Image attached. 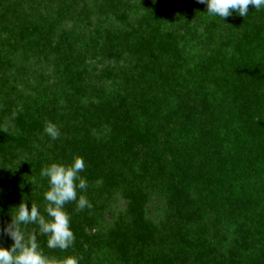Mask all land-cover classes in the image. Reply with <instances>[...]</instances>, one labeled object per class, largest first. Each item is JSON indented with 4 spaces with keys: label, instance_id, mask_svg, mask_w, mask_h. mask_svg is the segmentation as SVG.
Listing matches in <instances>:
<instances>
[{
    "label": "trees",
    "instance_id": "trees-1",
    "mask_svg": "<svg viewBox=\"0 0 264 264\" xmlns=\"http://www.w3.org/2000/svg\"><path fill=\"white\" fill-rule=\"evenodd\" d=\"M75 156L71 246L20 226L50 264H264V9L0 0V227L21 203L47 218L40 171Z\"/></svg>",
    "mask_w": 264,
    "mask_h": 264
},
{
    "label": "clouds",
    "instance_id": "clouds-1",
    "mask_svg": "<svg viewBox=\"0 0 264 264\" xmlns=\"http://www.w3.org/2000/svg\"><path fill=\"white\" fill-rule=\"evenodd\" d=\"M197 3L207 6V15L218 16L225 20L235 12L238 16L248 15L249 5L259 11L264 9V0H197ZM44 134L56 140L60 136L58 127L51 121H46ZM86 165L81 156L73 157L68 164L51 163L43 167L40 177L47 179L48 190L44 192L43 199L47 202L45 212L47 218L40 213L37 206L29 210L27 203H21L16 209L13 225L0 227V234H6L13 241L10 248L0 247V264H50L35 238L25 239L21 225L35 224L39 231L48 237L49 248H69L74 241V233L70 226V217L65 211V205L75 202L76 208L83 211L91 209L92 204L83 194L86 191L87 180L81 176ZM35 182V181H33ZM62 264H79L75 257H66Z\"/></svg>",
    "mask_w": 264,
    "mask_h": 264
},
{
    "label": "rangeland",
    "instance_id": "rangeland-1",
    "mask_svg": "<svg viewBox=\"0 0 264 264\" xmlns=\"http://www.w3.org/2000/svg\"><path fill=\"white\" fill-rule=\"evenodd\" d=\"M104 215H105V217H104L105 220L104 219L102 220V225H103V227L105 226L107 228L109 222H107L106 219H109L110 217L107 216V213H105Z\"/></svg>",
    "mask_w": 264,
    "mask_h": 264
}]
</instances>
